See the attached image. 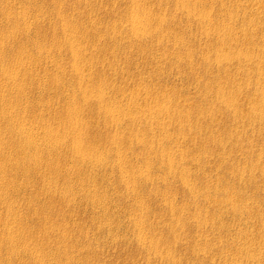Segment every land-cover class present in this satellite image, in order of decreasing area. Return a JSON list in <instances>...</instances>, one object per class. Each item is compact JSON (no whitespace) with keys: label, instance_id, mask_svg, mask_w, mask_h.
<instances>
[{"label":"rangeland","instance_id":"374dc122","mask_svg":"<svg viewBox=\"0 0 264 264\" xmlns=\"http://www.w3.org/2000/svg\"><path fill=\"white\" fill-rule=\"evenodd\" d=\"M1 44L58 150L0 174V264H264V0H0Z\"/></svg>","mask_w":264,"mask_h":264},{"label":"bare ground","instance_id":"6f19581e","mask_svg":"<svg viewBox=\"0 0 264 264\" xmlns=\"http://www.w3.org/2000/svg\"><path fill=\"white\" fill-rule=\"evenodd\" d=\"M138 28L139 27L135 25V30L137 32L140 29ZM3 44H1L0 47L5 46ZM3 63L4 60L2 59V57H0V66H2ZM15 64L16 62H10L8 66L7 64L6 66L8 68L10 67L13 70L14 67L22 68L24 66V64H17L15 66ZM0 80L6 82L9 85H16L17 87H20L19 79H17L15 76H12L11 74L5 72L0 73ZM2 102H6V94L1 92L0 90V174L6 175L7 172H10L12 170H19L22 167L26 175L33 172L35 176L42 177L43 174L40 169L41 154L39 153V151L47 150V152H53L54 154V152L58 150V147H54L53 145L54 141H56L53 136L58 128H54L55 130L51 129L49 131H46L42 126L38 128L24 125L21 123V116L18 114L19 106H16V104L5 106ZM112 115L114 116L113 112ZM43 129V137L46 139H44V143H39L38 137L41 136H38L37 132ZM73 152L77 155H82L85 158L84 161L92 162L94 160V157L84 155L83 149L80 145H74ZM49 157L51 156H48V158ZM12 215L17 217V215L14 213Z\"/></svg>","mask_w":264,"mask_h":264}]
</instances>
